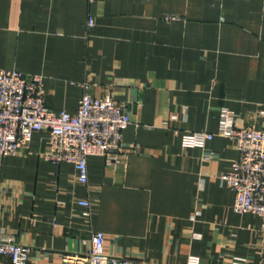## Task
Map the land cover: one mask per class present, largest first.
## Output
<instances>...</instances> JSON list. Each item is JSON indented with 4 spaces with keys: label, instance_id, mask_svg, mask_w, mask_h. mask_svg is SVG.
<instances>
[{
    "label": "crops",
    "instance_id": "crops-1",
    "mask_svg": "<svg viewBox=\"0 0 264 264\" xmlns=\"http://www.w3.org/2000/svg\"><path fill=\"white\" fill-rule=\"evenodd\" d=\"M0 68L42 75L57 114L88 84L132 119L118 162L88 158L89 185L45 158L44 131L0 158V235L30 247L29 264H63L93 231L135 264H264L261 217L236 213L221 181L240 152L220 134L226 111L264 130V0H0ZM196 132L214 138L186 146Z\"/></svg>",
    "mask_w": 264,
    "mask_h": 264
},
{
    "label": "built area",
    "instance_id": "built-area-1",
    "mask_svg": "<svg viewBox=\"0 0 264 264\" xmlns=\"http://www.w3.org/2000/svg\"><path fill=\"white\" fill-rule=\"evenodd\" d=\"M93 27L92 17L88 22ZM84 93L74 113H55L46 104L44 78L19 70L0 68V158L16 155L29 146L34 134L48 133L49 150L44 153L54 164L68 162L75 166L77 181L89 185L88 158L105 155L114 162L123 157L124 132L132 119L124 105L112 96L96 98ZM221 135L235 140L240 156L221 175L224 186L235 192L236 213H253L261 217L260 233L264 236V130L254 126L235 128L234 116L224 112ZM214 134L196 132L184 136L188 147H205ZM82 215L90 222L94 207L87 198L78 199ZM199 238L198 234L193 235ZM104 232L93 231L90 246L83 253H66L63 264H135L134 261L107 254ZM31 248L19 244L14 236L0 235V255L12 264H29Z\"/></svg>",
    "mask_w": 264,
    "mask_h": 264
}]
</instances>
